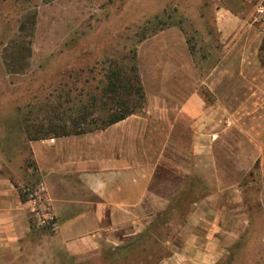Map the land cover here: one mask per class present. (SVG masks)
Masks as SVG:
<instances>
[{"label": "rangeland", "instance_id": "374dc122", "mask_svg": "<svg viewBox=\"0 0 264 264\" xmlns=\"http://www.w3.org/2000/svg\"><path fill=\"white\" fill-rule=\"evenodd\" d=\"M263 3L264 0H0V179H8L16 187L28 221L24 237L15 243H0V264H78L58 245L55 232L37 226L29 211L28 192L39 184L29 139L35 133L54 130L52 124L64 123L72 128V122L84 112L102 113L104 98L96 86L101 76L96 73L102 65H108L106 62L118 61L131 50L143 31L160 28L161 24L154 26L159 19L154 18L156 15L172 24L169 27L179 28L188 39L200 77L221 67L226 54L233 61V71L248 72V81L233 84L236 90L248 91L245 98L216 100L206 93V101L218 102L217 117L223 127L237 122L248 125L252 135L249 143L256 144L257 129L264 126V109H260L263 98L257 92L264 91ZM222 7L246 19L249 31L243 40L241 32L225 41L222 38L215 19ZM148 19L151 21L142 29ZM236 42H240V49L227 50ZM64 69L66 73L61 76ZM89 69L93 72L89 73ZM202 90L206 91L203 86ZM91 94L97 96L93 106ZM218 138V178L212 176V161L202 156L201 178H195L193 184L186 180L179 189L183 193L175 197L168 227H153L134 253L127 258L117 257L113 264H154L160 255L170 254L174 239L188 229L179 224L192 216L190 206L199 202L204 212L198 229L207 230L209 219L216 217V224L221 226L217 244H228L216 264H264V144L259 141L258 146L242 147L243 153L240 147H234L229 156L223 136ZM210 193L215 196L212 205L204 199ZM84 264L109 263L96 259Z\"/></svg>", "mask_w": 264, "mask_h": 264}, {"label": "crops", "instance_id": "0c3cea01", "mask_svg": "<svg viewBox=\"0 0 264 264\" xmlns=\"http://www.w3.org/2000/svg\"><path fill=\"white\" fill-rule=\"evenodd\" d=\"M222 8L215 17L222 38L225 41L241 32L243 40L249 31L246 19ZM238 43L227 50L240 49ZM136 55L146 96L138 113L103 129L29 142L39 183L60 224L55 239L76 262L100 259L104 249L128 243L160 212L175 210V197L183 193L179 189L185 181L193 184L201 178L202 156L212 161V176L218 178L215 148L219 136L229 156L234 147L243 153L242 147L264 144V126L257 129L259 141L249 143L248 125L237 122L223 127L217 117L218 102L206 101V93L216 100L246 97L248 91L236 90L233 84L248 81L249 74L244 69L233 71L227 54L221 67L202 78L186 37L179 28L168 27L142 40ZM257 92L263 98L260 109H264V91ZM214 198L211 193L204 197L210 205ZM189 210L192 216L179 224L188 229L174 239L171 254L158 264H216L226 251L227 242L217 244L221 226L216 217L209 219L207 230H199L204 212L201 202ZM27 231L26 209L16 187L0 179V243H15Z\"/></svg>", "mask_w": 264, "mask_h": 264}, {"label": "trees", "instance_id": "16d2710c", "mask_svg": "<svg viewBox=\"0 0 264 264\" xmlns=\"http://www.w3.org/2000/svg\"><path fill=\"white\" fill-rule=\"evenodd\" d=\"M154 18H159L156 20V24H161L160 28L153 29L151 32L147 33L143 31L139 36L138 40L134 44L133 48L125 53L118 61H108V65L101 66L99 71L96 73L100 75L96 86L99 90V95L104 98L102 104V113L94 115L93 112H84L78 120L72 122V128L65 126V124L53 125L54 130L48 132H43L42 135L35 133V135L30 136L29 140L42 139L47 137H52V135H68V134H77L88 131H93L97 129H103L108 125L124 119L125 117L138 113L146 103V96L142 86L138 66H137V55L136 48L137 45L147 37H150L156 34L158 31L163 29V26L169 27L170 23L164 22L159 15L154 16ZM170 19V14L167 16ZM151 20H146L142 24V29H145L148 22ZM186 42L189 43L186 38ZM189 51L193 55L192 48L189 46ZM64 53V52H63ZM62 53L60 51V56ZM105 62V61H104ZM61 72V76L66 72ZM93 70L89 69V73H92ZM67 76H70L68 74ZM91 100L93 102L90 105H94V102L97 100L96 94H91ZM30 105V104H29ZM80 119L83 121L80 123ZM80 123V124H79ZM42 125V124H40ZM82 125V126H81ZM76 129L75 127H78ZM38 132V131H35ZM39 135V136H38ZM33 167V166H32ZM21 195V194H20ZM173 210L169 209L168 211H162L156 216L151 224L143 230L141 233H138L134 236L128 243L124 245L117 246L115 248L108 247L102 251V257L100 258L101 262L107 261L109 264H113L114 260L117 257L127 258L131 253H134L136 246L145 241L147 235L152 231L153 227L163 225L167 226L169 217H171ZM177 212V211H176ZM157 239V238H156ZM171 254V253H170ZM160 255L157 257L154 264H158L161 259L170 255ZM124 255V256H123ZM123 256V257H122ZM75 260V259H74ZM76 262V261H75ZM80 264V262H77ZM84 264V263H81Z\"/></svg>", "mask_w": 264, "mask_h": 264}, {"label": "built area", "instance_id": "2783aa9c", "mask_svg": "<svg viewBox=\"0 0 264 264\" xmlns=\"http://www.w3.org/2000/svg\"><path fill=\"white\" fill-rule=\"evenodd\" d=\"M261 17L264 18V3L261 6ZM28 192L29 211L37 226L46 227L57 232L60 229V224L53 211L52 204L46 194L45 187L39 183L33 190Z\"/></svg>", "mask_w": 264, "mask_h": 264}]
</instances>
